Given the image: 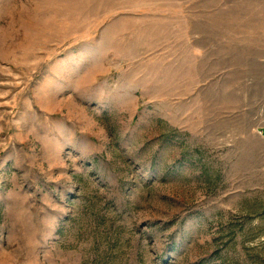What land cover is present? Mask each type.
Masks as SVG:
<instances>
[{
	"label": "rangeland",
	"instance_id": "1",
	"mask_svg": "<svg viewBox=\"0 0 264 264\" xmlns=\"http://www.w3.org/2000/svg\"><path fill=\"white\" fill-rule=\"evenodd\" d=\"M0 264H264V0H0Z\"/></svg>",
	"mask_w": 264,
	"mask_h": 264
}]
</instances>
